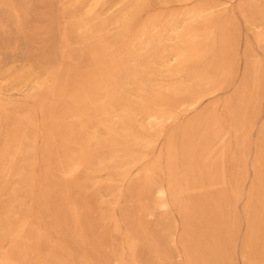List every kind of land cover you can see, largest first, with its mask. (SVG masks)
<instances>
[{
    "label": "rangeland",
    "instance_id": "374dc122",
    "mask_svg": "<svg viewBox=\"0 0 264 264\" xmlns=\"http://www.w3.org/2000/svg\"><path fill=\"white\" fill-rule=\"evenodd\" d=\"M253 151L264 0H0V264H264Z\"/></svg>",
    "mask_w": 264,
    "mask_h": 264
},
{
    "label": "bare ground",
    "instance_id": "6f19581e",
    "mask_svg": "<svg viewBox=\"0 0 264 264\" xmlns=\"http://www.w3.org/2000/svg\"><path fill=\"white\" fill-rule=\"evenodd\" d=\"M169 41V40H168ZM258 43V42H257ZM168 49V47L165 48L164 51H166ZM255 59V58H254ZM174 60V58H171L169 60V63L172 62ZM253 65V64H252ZM250 81V80H249ZM247 97V94H244L242 96V105H241V113H240V117H239V125L240 128L246 132H250L254 127H255V120L254 117L256 115V111H257V105H253L252 103H247V99H245ZM218 108V107H217ZM190 109V108H189ZM263 110V109H262ZM233 107L231 106V103H229L227 105V107L223 110V113H215V115L213 116L212 119V135L216 138L219 137L222 132L224 131L225 127H226V122L228 120V124H227V129L228 131L232 132L233 130H235V124H234V114H233ZM263 114V113H262ZM226 116V117H225ZM261 118V117H260ZM150 121L153 122V125L156 127H162V120L160 118H154V117H150L148 118ZM166 141V140H165ZM254 143V142H253ZM253 145V144H252ZM159 151V150H158ZM169 152V157L170 159L174 158V153L171 151V145L168 146V150ZM255 154L254 160H255V165L257 166H262V168L264 167V158H261L260 156L257 155L256 151H253ZM259 152V151H258ZM157 154V153H156ZM253 154V153H252ZM158 160V158H157ZM250 160V155L245 156L244 161L245 163H249ZM85 171V170H84ZM88 172V171H87ZM69 173H72V171H70ZM84 173V172H83ZM82 173V175H83ZM167 173V172H166ZM87 175V173H86ZM96 175V174H95ZM84 176V175H83ZM96 177V176H95ZM83 178V177H81ZM95 183V182H94ZM238 184L240 183L237 182ZM97 185V184H96ZM95 185V186H96ZM238 189L236 190V192L234 193V196L232 197L231 201H233L236 207H238L239 202L243 199V191L241 190V186L240 184L238 185ZM246 191V190H245ZM170 192V190L166 189L165 187H163L162 185H160L156 191H155V198L154 201L156 202L157 206L160 209H165L168 207V203H167V198H168V193ZM246 193V192H245ZM142 199V198H141ZM242 214V213H241ZM243 217V216H242ZM245 223V222H244ZM245 226V225H244ZM112 241V240H111ZM182 251V250H181ZM113 253V251H112ZM115 255V254H112ZM8 264V263H7Z\"/></svg>",
    "mask_w": 264,
    "mask_h": 264
}]
</instances>
